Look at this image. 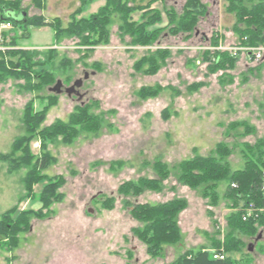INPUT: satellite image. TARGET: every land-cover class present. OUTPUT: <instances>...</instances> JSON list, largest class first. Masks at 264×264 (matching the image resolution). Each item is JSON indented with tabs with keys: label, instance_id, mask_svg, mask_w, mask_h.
Segmentation results:
<instances>
[{
	"label": "rangeland",
	"instance_id": "obj_1",
	"mask_svg": "<svg viewBox=\"0 0 264 264\" xmlns=\"http://www.w3.org/2000/svg\"><path fill=\"white\" fill-rule=\"evenodd\" d=\"M147 1L130 2L144 6ZM186 1H156L132 11L134 21L152 8L162 13V21L154 24L161 27L157 36L143 44L120 29L115 12L107 36L95 44H80L67 32L56 38L48 25L30 27L25 35L16 24L7 32L6 41L15 36L16 47L38 50L43 61L49 50L56 56L52 65H44L54 78L48 85L27 89L20 77L0 80V264H176L200 249L220 252L233 264H264V225L252 232L231 231L227 219L234 208L224 197V182L215 187L218 199L210 204L201 187L178 179L183 160L208 156L218 143L230 149L226 160L231 169L240 168L243 144L264 138V58L255 62L237 49L230 67L212 69L214 52L230 54L224 47L241 45L234 13L226 9V0H200L206 11L192 33H173L164 11L179 16ZM104 4L18 0L17 8L27 18L58 20L65 28L72 17L87 18ZM79 78L81 97L68 95L64 89ZM57 80L62 85L54 92ZM79 107L96 116L90 129L69 142L38 134L39 128L79 115ZM38 113L43 118L37 130L27 132L26 115ZM21 136H32L28 146L34 157L51 158L45 170L33 173V184H27L28 166L13 170L5 157H22L13 147ZM156 162L168 172L160 188L125 193L128 182L158 178ZM48 184L58 185L50 195L48 187L42 193ZM175 198L186 201L177 215L180 238L152 255L137 234L143 224L132 210L139 203ZM2 225L11 228L3 234ZM230 233L240 241L227 250L224 241Z\"/></svg>",
	"mask_w": 264,
	"mask_h": 264
},
{
	"label": "trees",
	"instance_id": "obj_2",
	"mask_svg": "<svg viewBox=\"0 0 264 264\" xmlns=\"http://www.w3.org/2000/svg\"><path fill=\"white\" fill-rule=\"evenodd\" d=\"M132 0H105V4L100 6L94 14L89 17L75 18L72 17L67 27H61L58 20L45 21L41 16L27 18L22 16L23 10H19L18 0H0V20H10L12 26L20 24L24 30V34H28V28L39 27L41 25L51 26L57 38L62 32L70 33L80 39V44H95L100 39L107 36V25L110 23V17L113 12L119 14L122 21L120 29L129 32L135 37L138 43L152 42L157 36L161 27L154 24L162 21V13L158 8H152L151 13H142L139 21L131 19V12L138 9L144 10L156 1L148 0L144 6L133 5ZM226 9L234 13L235 23L234 32L238 36L241 45L255 46L264 43V0H226ZM206 9L200 0H187L183 10L179 16L171 9L164 11L167 17V25L173 33L184 32L192 33L198 18L204 15ZM12 28V29H13ZM26 30V31H25ZM11 31V30H10ZM2 43L5 48L0 50V80L7 76L20 77L25 80L27 89L38 88L42 85H48L53 81V74L44 65L51 62L55 58L54 50L44 53V61L39 59L40 52L38 50L21 49L16 47V37L12 35L9 41ZM96 37V38H95ZM216 40L213 44H216ZM214 59L210 60V67L224 68L231 66L235 61L229 53L214 52ZM66 61V59H65ZM64 59L61 60L63 64ZM152 64V63H150ZM40 66L39 68H37ZM79 115H70L68 122L60 120L55 121L52 125L39 128L38 134L44 138H57L61 136L63 141H71L82 130L91 128L89 122L96 120V116L87 114V110L79 107ZM27 116V132L37 130L43 115ZM76 121V123H75ZM248 128V132L251 129ZM32 136H21L14 142V149H20L22 157L13 158L11 154L5 155L11 169L17 170L21 166H28L27 184H33L36 175L33 173L45 170L50 164V157L47 154L34 157L29 151L28 140ZM25 143H24V142ZM243 165L237 169H231L227 157L230 155V149L223 143H218L215 149L208 156L195 155L192 158L185 159L179 164L178 179L189 187H201L204 196H207L210 204H215L218 196L215 187L221 182L226 184L224 197L231 204L234 210L228 216V223L231 231L235 229L248 230L252 232L258 225H264V210L252 215L246 220L242 219L243 212L248 205L255 207H264V197L261 191L264 184V138L258 139L254 144L244 143L242 147ZM159 175L158 178H139L137 182H128L125 185V193H141L145 189L158 190L160 182L167 177L168 172L165 167L156 162L154 166ZM29 184V186H30ZM57 184L46 185L42 193L52 194L57 188ZM46 201L47 198H41ZM186 201L182 198H175L163 203L147 204L139 203L133 208V215L137 220L142 222L143 226L138 229L139 238L146 244L147 250L152 255H157L162 250V245L173 244L180 238V231L177 224V215L185 207ZM9 214V213H8ZM8 214H4L3 218H10ZM21 214L19 215L20 218ZM17 220V219H16ZM3 234L8 232L6 229L10 226L2 225ZM232 233L228 234L224 241L225 248L231 249L236 241ZM214 251L200 249L195 253L182 255L176 264H233L231 260L224 258H214ZM220 253V252H219Z\"/></svg>",
	"mask_w": 264,
	"mask_h": 264
},
{
	"label": "built area",
	"instance_id": "obj_3",
	"mask_svg": "<svg viewBox=\"0 0 264 264\" xmlns=\"http://www.w3.org/2000/svg\"><path fill=\"white\" fill-rule=\"evenodd\" d=\"M13 28L12 23L10 20H0V49H4L5 46L2 45L4 41V34L9 32ZM236 48L233 46V48L230 47H224L225 51L230 52V55H232V52H236L237 49H240L248 54V57H250L255 62H259L264 58V43L255 45V46H243L239 45ZM215 58V57H214ZM263 197H264V184L261 188ZM264 210V207H255L253 205H248L245 208V211L243 212L242 219L246 220L247 218L251 217L252 215H257V213L262 212ZM214 258H224V255L219 252H213Z\"/></svg>",
	"mask_w": 264,
	"mask_h": 264
},
{
	"label": "water",
	"instance_id": "obj_4",
	"mask_svg": "<svg viewBox=\"0 0 264 264\" xmlns=\"http://www.w3.org/2000/svg\"><path fill=\"white\" fill-rule=\"evenodd\" d=\"M24 15H25V13L22 12V16H24ZM86 77H87V73L84 74V78H86ZM82 80H83V79H80V78L77 79V80H75V81L73 82V84L70 85L69 87H66V88L64 89V91H65L68 95H70L71 93H76V94L78 95V97H81V95L78 94V92H77V88H79V87L81 86V84H82ZM61 85H62L61 81H60V80H57L56 83H55V85H54V87H52V90H53L54 92H58V91H60ZM248 249L250 250V249H251V246H249Z\"/></svg>",
	"mask_w": 264,
	"mask_h": 264
},
{
	"label": "flooded vegetation",
	"instance_id": "obj_5",
	"mask_svg": "<svg viewBox=\"0 0 264 264\" xmlns=\"http://www.w3.org/2000/svg\"><path fill=\"white\" fill-rule=\"evenodd\" d=\"M78 92V91H77Z\"/></svg>",
	"mask_w": 264,
	"mask_h": 264
}]
</instances>
